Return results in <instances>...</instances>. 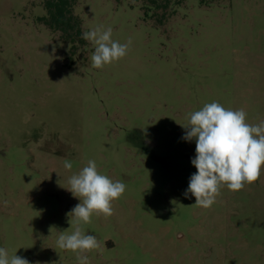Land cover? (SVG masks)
Returning <instances> with one entry per match:
<instances>
[{"label": "rangeland", "instance_id": "1", "mask_svg": "<svg viewBox=\"0 0 264 264\" xmlns=\"http://www.w3.org/2000/svg\"><path fill=\"white\" fill-rule=\"evenodd\" d=\"M45 0H0V247L30 264H77L68 178L94 160L126 184L113 214L81 224L90 264H264V168L210 208L184 193L206 103L264 120V0H75L82 32L132 44L102 69L95 45L43 21ZM71 161V170L64 161Z\"/></svg>", "mask_w": 264, "mask_h": 264}, {"label": "clouds", "instance_id": "2", "mask_svg": "<svg viewBox=\"0 0 264 264\" xmlns=\"http://www.w3.org/2000/svg\"><path fill=\"white\" fill-rule=\"evenodd\" d=\"M81 39L96 46L91 55V66L96 69L124 58L132 44L131 38L124 44L112 40V28L105 30L103 25L83 32ZM246 117L243 109H226L215 101L189 114L182 139L195 138L196 156L191 163L197 172L191 175L184 195L194 196V205L210 208L222 186L235 192L259 179L264 168V120L253 125ZM63 166L71 170L73 164L65 160ZM68 184L67 189L80 200L68 213L70 223L74 219L77 227L71 234L61 232L57 247L76 253L77 264H90L86 253L99 250L100 243L94 235L84 234L80 225L91 223L94 213L111 216L112 202L124 194L126 184L101 174L94 160L71 175ZM0 264H30V261L16 253L9 257L8 251L0 247Z\"/></svg>", "mask_w": 264, "mask_h": 264}, {"label": "trees", "instance_id": "3", "mask_svg": "<svg viewBox=\"0 0 264 264\" xmlns=\"http://www.w3.org/2000/svg\"><path fill=\"white\" fill-rule=\"evenodd\" d=\"M74 1L45 0L47 16L43 21L51 30L59 31L63 39L85 43V40L81 39L83 32L80 22L72 13Z\"/></svg>", "mask_w": 264, "mask_h": 264}]
</instances>
